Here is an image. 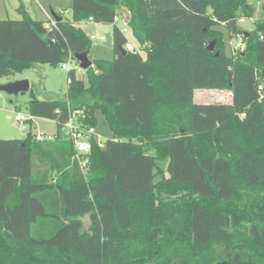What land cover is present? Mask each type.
<instances>
[{
	"label": "trees",
	"instance_id": "trees-1",
	"mask_svg": "<svg viewBox=\"0 0 264 264\" xmlns=\"http://www.w3.org/2000/svg\"><path fill=\"white\" fill-rule=\"evenodd\" d=\"M203 1L71 0L70 19L51 9L54 25L21 6L19 20H0V79L88 53L89 19L112 25L114 52L86 83L68 72L64 101H29L32 118L56 124L52 141L0 139V264H264V8L244 32L247 0ZM123 10L139 51L114 22ZM219 15L244 52L225 56ZM197 89L231 101L196 104ZM96 110L112 136L90 140L81 168L62 126L75 115L94 127Z\"/></svg>",
	"mask_w": 264,
	"mask_h": 264
},
{
	"label": "rangeland",
	"instance_id": "rangeland-1",
	"mask_svg": "<svg viewBox=\"0 0 264 264\" xmlns=\"http://www.w3.org/2000/svg\"><path fill=\"white\" fill-rule=\"evenodd\" d=\"M203 3L205 1L202 0ZM217 9L223 6H230V0H212ZM248 5L254 9V16L252 18H240L237 26L244 32L252 31L255 23L261 19V13L264 8V0H247ZM22 7L27 14L34 20L46 22L45 14L63 11L62 17L65 19L71 18V0H0V20H19L22 16L19 12V7ZM43 9V10H42ZM122 19L127 16L123 10ZM223 15H219L220 22L213 23L223 36V51L225 56L230 57L232 54V47L236 46L239 40L236 37L229 38L228 30L224 26L226 19ZM119 27L123 29L125 37L130 46H134L136 51L139 47L135 42L131 31L120 22ZM87 36L94 35L99 38L112 31V25L97 24V25H83ZM141 53V52H140ZM143 55V53H141ZM114 52L112 48L104 46V43L96 40H90V49L88 52V59L95 60H112ZM69 68L73 70L78 79H82L85 83L87 75L85 71L80 69L79 63L72 58L69 62ZM66 78L67 71L61 68V65L52 67L47 64H32L23 71L16 73L9 78L0 79V84L11 81L27 80L29 83V90L18 95H7L0 92V139H25L30 133L37 139L45 141H52L56 135L57 126L53 121L41 118H31L29 121L16 122L14 120L15 113L28 115L27 106L31 99L36 98L40 101H64L66 98ZM231 101L227 92L224 90H209L197 89L193 93V102L196 104H226ZM96 124L94 128L93 139L96 142L104 144L111 138L112 133L108 128L106 120L100 110L95 111ZM144 151L150 155H154V151L144 144ZM168 158L164 160H157L154 172L156 173L155 181L157 182L162 177L168 176Z\"/></svg>",
	"mask_w": 264,
	"mask_h": 264
},
{
	"label": "built area",
	"instance_id": "built-area-1",
	"mask_svg": "<svg viewBox=\"0 0 264 264\" xmlns=\"http://www.w3.org/2000/svg\"><path fill=\"white\" fill-rule=\"evenodd\" d=\"M43 13L45 14V17L47 20L46 21L47 25H54L55 19L52 16V14L51 13L49 14L44 10H43ZM58 14L63 15V11H58ZM125 18L126 17H124V19H121V21L125 22ZM88 21L90 23L92 20L89 19ZM114 22L115 23L120 22V18L118 16H116L114 18ZM236 38L239 40V42L236 46H233L230 42V46L232 47V55H236L237 53H242V52H244V49H245V43L243 41V36L240 35ZM89 39L91 41L99 39V41H101L103 43L106 41V37L104 35L100 36L99 38H97L94 35H90ZM125 49L127 51H130V52L136 51L135 47L130 46L129 43L126 44ZM71 59H72V57L70 56L66 62L61 64V68L65 71H67V73L70 71H73L69 68V62ZM258 91L260 93H263L264 84H260L258 86ZM241 117H244V114H242ZM31 118L32 117L29 114L28 115L21 114V113H15L14 114V120L16 122L29 121V120H31ZM61 133H62V138L64 140H68L73 144L74 151H75V159H77L79 161L80 167L83 168L85 165V161H81L79 158L81 155L88 153L89 148H90V140L93 138V135H94V128L81 126L77 122L75 115H70L68 121L62 126ZM97 144L100 147H103L102 143L97 142Z\"/></svg>",
	"mask_w": 264,
	"mask_h": 264
},
{
	"label": "water",
	"instance_id": "water-1",
	"mask_svg": "<svg viewBox=\"0 0 264 264\" xmlns=\"http://www.w3.org/2000/svg\"><path fill=\"white\" fill-rule=\"evenodd\" d=\"M52 16L56 20V16L53 12H51ZM106 41L104 42V46L108 48H112V36L111 33H107L105 35ZM206 49L209 52H213L215 49V41L212 40L208 43ZM120 53L125 54L126 50L119 48ZM218 52L215 53V56H218ZM78 63L80 69L83 71H86L90 67L93 66L92 61L88 59V53L83 52L80 54H74L72 56ZM263 81H264V75H263ZM29 90V83L27 80H17V81H11L4 84H0V92L6 93L7 95H18L19 93H23Z\"/></svg>",
	"mask_w": 264,
	"mask_h": 264
},
{
	"label": "crops",
	"instance_id": "crops-1",
	"mask_svg": "<svg viewBox=\"0 0 264 264\" xmlns=\"http://www.w3.org/2000/svg\"><path fill=\"white\" fill-rule=\"evenodd\" d=\"M124 25H125V22H123V21H121ZM120 23V22H119ZM118 23V24H119ZM89 25H97V24H94V23H88ZM87 24V25H88ZM82 29H83V31H84V33L87 35V33L85 32V30H84V26L82 27ZM111 33V32H110ZM138 46V45H137ZM227 92V91H226ZM227 94H228V96L231 98V93L230 92H227ZM230 103V102H229ZM229 103H226V104H229Z\"/></svg>",
	"mask_w": 264,
	"mask_h": 264
}]
</instances>
